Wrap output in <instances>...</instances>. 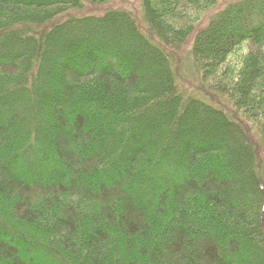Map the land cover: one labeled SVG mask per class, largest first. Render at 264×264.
<instances>
[{"label": "trees", "instance_id": "1", "mask_svg": "<svg viewBox=\"0 0 264 264\" xmlns=\"http://www.w3.org/2000/svg\"><path fill=\"white\" fill-rule=\"evenodd\" d=\"M128 1L0 0V264H264V0Z\"/></svg>", "mask_w": 264, "mask_h": 264}, {"label": "rangeland", "instance_id": "2", "mask_svg": "<svg viewBox=\"0 0 264 264\" xmlns=\"http://www.w3.org/2000/svg\"><path fill=\"white\" fill-rule=\"evenodd\" d=\"M140 3L141 0H130L128 2H118L116 4L111 5V8H121V9H125L130 11L132 14H134L139 20H141V11H140ZM246 48H244L242 50L245 51ZM188 51V49H187ZM187 51H185V54L182 55V59H184V61L182 62L181 60V66H183V76L182 77V88L183 90L187 93H196L197 92V87L200 83V79L199 76L195 74V70H194V66L191 64L190 59H188V53H186ZM253 139L254 141H256V139L254 138V135L252 133Z\"/></svg>", "mask_w": 264, "mask_h": 264}]
</instances>
